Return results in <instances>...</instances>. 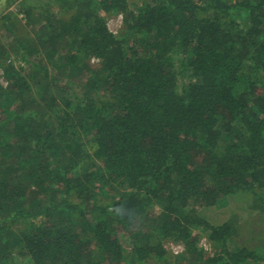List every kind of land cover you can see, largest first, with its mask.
<instances>
[{"label": "trees", "instance_id": "16d2710c", "mask_svg": "<svg viewBox=\"0 0 264 264\" xmlns=\"http://www.w3.org/2000/svg\"><path fill=\"white\" fill-rule=\"evenodd\" d=\"M89 5L24 36L34 7L1 17L0 264H264V232L198 214L238 195L264 214V0Z\"/></svg>", "mask_w": 264, "mask_h": 264}, {"label": "rangeland", "instance_id": "374dc122", "mask_svg": "<svg viewBox=\"0 0 264 264\" xmlns=\"http://www.w3.org/2000/svg\"><path fill=\"white\" fill-rule=\"evenodd\" d=\"M137 0H129L130 4H134ZM90 0H70L69 2L61 1V0H0V20L2 16H6L10 13H14L18 11V8H23L25 5H29L35 8V20L33 23V26L26 27V19L25 15H19L20 18H22V24L24 26L23 32L21 36H24L26 32L37 34V29L41 27L43 23H48L52 18H55L56 21H59L58 18H64L66 17V14L68 12H64L62 10L63 7H65L67 10H73L76 8L77 12L83 15H89L93 12V9L90 7ZM21 5V7L19 6ZM119 15L113 16L108 19V27L109 29L116 35H118L123 27V19L121 20L119 18ZM0 40L8 49H11V56L10 60L16 61L15 59V52L13 49V46H15V41L13 37L11 36V32L8 30L7 25L1 23L0 21ZM62 45V44H61ZM67 48L65 46H61L60 49H58L57 56L59 55V52H65ZM47 56V55H45ZM10 61L8 60V63ZM98 60H93V65L98 64ZM52 65H50L51 74L53 77L60 79L61 76L57 73L55 69L51 68ZM3 70L0 71V73ZM1 78V77H0ZM2 81V78H1ZM77 87V85H76ZM94 162L97 163V159L94 156ZM255 206H259L258 203L254 201V198L250 196H236L229 198V200L222 201L219 206L209 207V208H203L198 210V214L206 218L210 223L214 225H220L224 222L228 221L229 219H233L234 224L236 226H245V225H252L253 229L249 228H242L243 231L238 235L239 242H244L243 240L248 238L252 233L258 234L264 232V214L260 212L258 208H255ZM37 223H41L43 221V218H38L35 220ZM257 225V226H256ZM18 225L15 226L17 228ZM19 227V226H18ZM196 234H200V241L202 238H207V234L204 232V230L201 228L195 229ZM144 239V235L142 233L137 234L136 237L132 240L131 237H125L122 236V241L125 246V248L128 251H131L133 247H135L137 244H142V240ZM172 241H166L165 242V248L167 251L170 252L171 250V243ZM200 245V242H199ZM201 247V245H200ZM207 249L204 250L207 254H214L215 248L212 246L211 242L208 240ZM28 259L24 258L19 254L18 251L13 250L11 252L10 257V263L11 264H21L26 262Z\"/></svg>", "mask_w": 264, "mask_h": 264}, {"label": "built area", "instance_id": "2783aa9c", "mask_svg": "<svg viewBox=\"0 0 264 264\" xmlns=\"http://www.w3.org/2000/svg\"><path fill=\"white\" fill-rule=\"evenodd\" d=\"M119 18L122 20V19H123V15L120 14V15H119ZM0 77L2 78V81H1V78H0L1 83H2L4 86H6V85H7V81L5 80V77H4V73H3V71L0 73ZM207 244H208V240H207V238H202L201 241H200L201 248H202V249H205V250H208V249H207V248H208V247H207ZM170 245H171V250H170V252H171L173 255H175V256L180 255V254L184 253V251H185L184 244H182V243L171 242Z\"/></svg>", "mask_w": 264, "mask_h": 264}]
</instances>
